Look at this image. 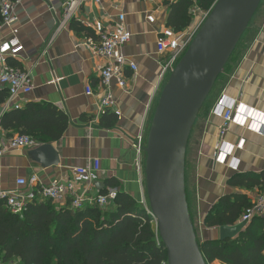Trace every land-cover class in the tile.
<instances>
[{
  "label": "crops",
  "instance_id": "crops-1",
  "mask_svg": "<svg viewBox=\"0 0 264 264\" xmlns=\"http://www.w3.org/2000/svg\"><path fill=\"white\" fill-rule=\"evenodd\" d=\"M175 1L101 0L96 3L85 0L71 21L81 27L77 30L71 22L60 27L65 0H19L15 7L17 21L12 27L4 26L0 32V39L12 31L20 38L24 50L9 61L28 71L34 83V89L20 96L18 102L21 108L29 102L54 104L68 116L69 125L58 141H37L34 146L10 150L0 157V190L29 192L40 183H72L75 167L93 166L98 162V181L104 185H97L98 181L92 185L75 182L77 192L97 196L106 188L112 189L107 181L115 180L119 182V189L140 203L147 201L144 170L138 166L142 157L137 151V138L141 132L148 135L164 86L165 54L159 52L157 41L164 28L170 27V5ZM120 13L126 15L132 33L131 40L123 46V54L137 65V70L124 69L125 88L117 80L110 84L114 105L105 121L109 125H104L101 100L106 90L101 83L100 68L106 60L94 54L92 42L97 41V35L84 22H109ZM151 15L154 22L148 19ZM198 19L195 14L189 27ZM244 36L231 64L214 87V98L200 112L191 134V138L196 137V144L193 149L190 144L187 150L186 186L191 183L194 189L189 205L192 216L196 214L200 224L197 233L201 240L220 237V228L207 226L205 220L221 197L243 193L254 203L264 191V179L261 185L250 189L232 184L239 174L264 173V9ZM90 87L91 94L87 92ZM4 88L0 83V89ZM224 95L231 104L243 103L235 110L234 118L244 123H232L225 135L220 136L223 119L215 110ZM4 106L5 102L1 110ZM12 108L15 107L8 103L7 110ZM0 133L5 140L20 134L2 127ZM223 144L226 145L220 157L224 162H220L216 151L217 145ZM34 176L38 178L37 183H31ZM20 178H25L28 184L19 186ZM212 264L224 263L215 260Z\"/></svg>",
  "mask_w": 264,
  "mask_h": 264
},
{
  "label": "trees",
  "instance_id": "trees-1",
  "mask_svg": "<svg viewBox=\"0 0 264 264\" xmlns=\"http://www.w3.org/2000/svg\"><path fill=\"white\" fill-rule=\"evenodd\" d=\"M216 1L176 0L170 5L168 25L183 31L194 20V6L209 11ZM71 26L81 30L76 22H71ZM234 54L235 51L225 69ZM8 94L7 89H0V127L30 135L43 143L61 139L69 125L63 111L51 103L29 102L23 108L2 113L1 106ZM109 112L102 116L104 125H109L105 123ZM262 179L264 173L239 174L232 184L250 189L261 185ZM107 186L118 190L116 199L106 207L87 203L74 208L71 197L64 205L51 199H36L26 205L22 214H15L6 199L0 198L1 261L4 264L14 261L19 264H168L167 250L153 215L136 198L119 189L118 181L108 180ZM108 191L106 188L100 193ZM252 205L243 193L224 195L211 209L205 224L219 228L236 225ZM199 243L207 264L215 260L224 264H264V216H254L234 238L219 237Z\"/></svg>",
  "mask_w": 264,
  "mask_h": 264
},
{
  "label": "water",
  "instance_id": "water-1",
  "mask_svg": "<svg viewBox=\"0 0 264 264\" xmlns=\"http://www.w3.org/2000/svg\"><path fill=\"white\" fill-rule=\"evenodd\" d=\"M261 2L217 0L161 90L145 148V175L150 211L168 264H207L188 201V145L201 109ZM245 226H222L220 238H234Z\"/></svg>",
  "mask_w": 264,
  "mask_h": 264
},
{
  "label": "built area",
  "instance_id": "built-area-1",
  "mask_svg": "<svg viewBox=\"0 0 264 264\" xmlns=\"http://www.w3.org/2000/svg\"><path fill=\"white\" fill-rule=\"evenodd\" d=\"M85 0H65L64 16L60 23V27L70 23L77 14L81 4ZM100 3L101 0H91ZM19 0H0L1 21L0 32L4 26L12 27L17 21L15 13L16 4ZM194 13L199 17L195 25L189 27L187 30L177 31L172 27H165L158 36V50L165 54L162 62V78H166L168 72L175 69L180 57L186 52L188 46L191 44L199 29L209 16L211 10L203 11L199 7L193 9ZM149 21L154 22V16H149ZM85 26L92 28L97 35V41L92 42L93 51L96 56L106 60L105 64L100 68V77L102 86L105 88V96L101 100V110L106 112L114 105V100L110 84L117 80L121 87H126L127 81L125 79L124 69L130 67L133 71L137 70V65L130 62L123 54V46L126 45L132 38V33L129 31L126 15L124 13L118 14L109 22L89 21L84 22ZM24 50L23 43L14 31L7 37L0 39V83L8 89V97L5 101V106L2 113L8 109V103L12 104L16 109L21 108V103L18 98L24 94L30 93L34 89V83L31 74L22 70L19 67L10 64V57H18ZM87 92L91 94L92 88H88ZM243 106V103H229L226 96H222L217 103L215 113L223 119L220 126V136L225 135L232 123L242 125L241 120L234 118V112L237 108ZM119 114V112H117ZM37 144V140L27 134H16L9 140L0 133V157H3L10 150H19L31 147ZM147 144V136L141 132L137 138V151L142 157L138 163L139 169L143 170V154H146L145 148ZM226 144L222 146L217 145L216 157L220 162H224L221 158V150ZM230 145V144H228ZM220 151V153H219ZM99 163L95 162L93 166H81L74 168V179L72 183H64L62 181H54L50 184L40 183L36 189L29 192H22L19 189L15 190H0V198L6 199L7 206L15 214H22L26 205L36 199H51L54 203L64 205L69 197L73 198L72 206L79 208L87 203H97L102 207L108 206L117 197V190L110 189L106 194H99L97 196H90L86 193H79L75 189V182L94 184L99 180ZM38 178L34 176L31 183H37ZM19 186H25L28 181L25 178L17 180ZM148 209V208H147ZM151 213L150 209H148ZM256 215L264 216V191L260 192L251 207L245 210L240 219V223L248 224ZM0 264H4L0 259Z\"/></svg>",
  "mask_w": 264,
  "mask_h": 264
},
{
  "label": "rangeland",
  "instance_id": "rangeland-1",
  "mask_svg": "<svg viewBox=\"0 0 264 264\" xmlns=\"http://www.w3.org/2000/svg\"><path fill=\"white\" fill-rule=\"evenodd\" d=\"M264 9V0H262V2H261V4H260V6H259V8H258V10H257V12H256V14L254 15V17H253V19H252V21L255 19V17L257 16V15H259V13L262 11ZM252 21H251V23H252ZM251 23H250V25H249V28H250V26H251ZM248 28V29H249ZM247 29V30H248ZM247 32V31H246ZM246 32H245V34H246ZM244 34V35H245ZM243 35V36H244ZM245 37V36H244ZM244 37H242L243 39H244ZM243 39H241L242 41H240L241 43L243 42ZM241 43H239L238 44V46H237V48H236V50H235V54H234V56L236 55V53H237V51L239 50V48H240V45H241ZM184 55V54H183ZM182 55V56H183ZM182 56L180 57V59L182 58ZM234 58V57H233ZM180 59H179V61H180ZM179 61H178V63H179ZM178 63H176V66H177V64ZM231 63H229V65H230ZM175 66V67H176ZM224 73V72H223ZM222 73V74H223ZM170 75H171V72H168V74L166 75V78H165V81H164V85H165V83L167 82V80H168V78L170 77ZM218 83H219V81H217L216 82V85H218ZM164 87V86H163ZM163 87H162V89H163ZM216 87V86H215ZM161 89V90H162ZM214 96H215V90L213 89V92H212V95L210 96V99H209V102H211V100L214 98ZM209 102L207 103V105L209 104ZM207 105H205V106H207ZM154 115V114H153ZM152 118H153V116L151 117V121H152ZM150 121V122H151ZM151 124V123H150ZM149 128H150V125H149ZM148 133H149V130H148ZM147 133V134H148ZM147 140H148V135H147ZM190 144H191V146H190ZM194 144H196V137H194V135L192 136V138H190V143H189V145L188 146H190V147H192ZM191 149H193V147L191 148ZM145 164H146V154L144 153L143 154V167H144V183H145V181H146V175H145ZM145 187H146V185H145ZM188 191H189V196H188V200H190V198H191V201H192V196H193V191H194V189L192 188V184L190 183V184H188V187H187V193H188ZM191 192H192V195H191ZM146 194H147V191H146ZM143 205L146 207V208H148V209H150V207H149V200H148V197H147V201H145V203H143ZM192 215V214H191ZM192 219H193V221H194V225H195V228H196V232H198L199 230V228L198 227H200V224H199V222H198V220H196V214H194L193 216H192ZM197 236H198V233H197ZM198 240H201V238H200V236H198Z\"/></svg>",
  "mask_w": 264,
  "mask_h": 264
}]
</instances>
